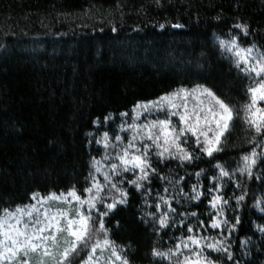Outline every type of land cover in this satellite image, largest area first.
<instances>
[{"label": "trees", "instance_id": "trees-1", "mask_svg": "<svg viewBox=\"0 0 264 264\" xmlns=\"http://www.w3.org/2000/svg\"><path fill=\"white\" fill-rule=\"evenodd\" d=\"M229 37L264 52V0H0V215L34 194L84 195L104 126L139 103L198 84L236 109L248 103L251 80L217 42ZM220 149L208 157L194 143L191 162L152 157L156 171L139 190L128 183L138 172L115 176L128 203L93 216L130 264H170L154 250L168 253L189 236L222 242L228 253L204 252L215 264H264V134L234 119ZM253 150L249 174L243 158ZM194 185L199 200L189 199Z\"/></svg>", "mask_w": 264, "mask_h": 264}, {"label": "snow or ice", "instance_id": "snow-or-ice-1", "mask_svg": "<svg viewBox=\"0 0 264 264\" xmlns=\"http://www.w3.org/2000/svg\"><path fill=\"white\" fill-rule=\"evenodd\" d=\"M237 27L243 28L247 35L246 26L237 25ZM221 47L230 52L235 49V67L252 81L246 89L249 102L236 109L231 102H226L211 88L198 84L192 89L181 88L159 97L158 100L138 104L136 109L144 111L168 109V118L164 120H154L143 126L135 124L128 126L137 135H141L142 139L146 138L152 141L155 147L162 148L163 150L158 153L159 156L164 157L167 153L168 156L189 162L198 159L181 145V137L191 133L196 138L200 151L208 157H213L215 152L221 150V138L229 130L234 119H243L257 134H264V53L253 56L251 48L240 49L235 39L222 41ZM122 115L127 116V113ZM138 115L139 113L137 117ZM173 116L178 117V123L181 125L179 128L173 125L171 119ZM122 130H125L123 126ZM104 135V147L108 148L110 146L107 142L108 134ZM137 135H133L127 146L116 154L115 159L119 163H112L110 171L103 173L105 183L102 184L95 175L89 174L91 185L83 190L87 195L78 193L73 187L66 194L51 193L47 197L34 194L35 204L17 207L14 211L5 209L4 214L0 216V264H73L74 257L83 249H88L87 256L81 258L79 264H117V262L130 264L128 257L123 254V249H118L115 241L108 238V229L105 228L103 219L94 218L93 210L97 209L98 203L102 204L106 210L101 212L100 216L104 217L115 210L117 205L128 203V192L118 186L113 180L114 176L120 175L121 172H135L138 169L140 174L128 183L139 190L144 187L142 181L149 179V170L153 173L156 171L151 168L148 159L151 145L142 144L143 150L138 148L135 143ZM115 139L121 141L122 137L116 136ZM173 148L175 151H172ZM256 156L257 153L253 150L250 156L243 158L245 165L242 171H249L250 174L251 167L256 163ZM95 163L100 165V161ZM215 167L220 169V176H229V172L222 165L217 164ZM96 171H101V168L97 167ZM200 174L196 173L197 176ZM123 182V180L119 181L120 184ZM109 186L118 193L110 197V203L106 202L102 195L104 189ZM213 187L215 188V185ZM168 190V188L164 189L165 192ZM192 191L195 195L190 196L189 199L199 200L203 193L197 191L195 185ZM180 192L184 195L182 188ZM160 200L171 208L169 202L162 196ZM239 200H243V196L239 197ZM52 201L63 202L69 207H53L50 203ZM221 201V196H214L210 203L215 208ZM149 215L155 216L154 213ZM192 215L196 214L192 213ZM236 222L239 223V218ZM159 224L161 227L168 224L167 214L161 215ZM220 224V221L214 220L211 227L218 228ZM261 230L264 231V228ZM188 231L191 232L192 228ZM188 240L196 247L191 248L190 254L185 255L182 261L177 260V264H215L204 255V246L201 245L200 239L189 236ZM176 247L179 249L180 245ZM183 247L189 249L187 243L183 244ZM207 248L228 253L222 242L208 243ZM154 255L170 258L173 253L171 250L168 253L154 250ZM228 259H232L231 254H228Z\"/></svg>", "mask_w": 264, "mask_h": 264}, {"label": "rangeland", "instance_id": "rangeland-1", "mask_svg": "<svg viewBox=\"0 0 264 264\" xmlns=\"http://www.w3.org/2000/svg\"><path fill=\"white\" fill-rule=\"evenodd\" d=\"M233 39H235V41H236V43H237V45L239 46L240 49H248V48H251L253 50V53H252L253 56L258 55L259 53H264L263 51H260V50L256 49L255 47H252V46L251 47H244V46L240 45V43L238 42V40L236 38H233V37H229V38H217V42L219 43L220 48L226 53V55L228 57H230L232 59L233 62H234V59H235V56H234L235 49L230 52L226 48L221 47V42L222 41L223 42H228V41H231ZM251 83H252V81H251ZM184 89H187V88H184ZM190 89H192V88H190ZM177 90H179V89H177ZM177 90H175V91H177ZM175 91H173V92H175ZM147 103L148 102L139 103V104H147ZM190 103H191V98H190ZM136 106L134 108H132L129 113H127V116L122 115L123 113L120 114L119 116H117V118L115 119V122L112 124V127L113 128L108 129L109 126L106 124L104 126V129L102 130L103 133H102V135L100 137L99 144L103 148V153H102V156L99 159H97V160H95L93 162V172H92V174L95 175L96 178L102 184L105 183L103 173L110 171V165L112 163H119V161L115 159L116 154L118 152H120L121 148L127 146L128 141L133 137V135H137L133 131V129L132 128H129L128 126L129 125H133V124L139 125V126H143V125L148 124L149 122L154 121V120H164V119L168 118V109L167 108H165L163 110L151 109L149 111H144L143 109H136ZM134 109H136V111H134ZM137 113H139L138 117H137ZM171 119H172L173 125H175L177 128H179L181 126L178 123V117L173 116ZM122 126H123V128L125 130H122ZM142 131H143V129L141 127V133H142ZM105 133L108 134V136H107V142L110 145L108 148H105L104 147V143H105V135L104 134ZM116 136L122 137V140L121 141H117L115 139ZM135 143H136V145H137L138 148H141V150H143L142 144L151 145V147L148 150V159H149V162H150V159L152 157H154V156L155 157H161V156L158 155V153L160 151H162L163 149L162 148L155 147L154 145H152V141H149L146 138L142 139L141 135H137V139H136ZM161 143H163L162 140H161ZM194 143H196V138L193 137L191 135V133H187L185 136H182L181 137V145H182V147L185 150H186V148L188 146L194 145ZM172 151H175V149L173 148ZM164 157H173V158H176L174 156H168L167 153L165 154ZM177 159H179V158H177ZM96 161H100V165H97L95 163ZM97 167H100L101 168V171H99V172L96 171ZM129 172H131V171H129ZM135 172H138V174H140L138 169ZM122 173L123 172H121V174L118 175V177H120L122 175ZM114 178H115V176L113 177V180L115 181ZM119 181H121V180H118V183H119ZM90 185H91V182H90ZM110 190H111L110 186L109 187H106L104 189V192L102 193V195L104 196L106 202H108V203L111 202V199H110L111 194L108 192ZM49 195H47V196H49ZM57 195H59V194H57ZM84 195H87V193H84ZM47 196H45V197H47ZM39 197H41V195H39ZM35 203H36V200H33L32 203H30V204H35ZM50 203H51V205L53 207H63V208L69 207L67 204H64L63 202L52 201ZM30 204H28V205H30ZM99 204L100 203L97 204V209L96 210H93V213H101L100 210H99V208H98V205ZM22 207H24V206H22ZM102 207L105 208L103 205H102ZM15 209L16 208H14V209H12L10 211H14ZM103 211H105V210H103ZM2 215H0V216H2ZM194 237H196L197 239H200L201 245L204 246L203 247V253L205 252V249H209V248H207V244L208 243H215L211 239H208V238H206L204 236H194ZM185 243H187L189 245V249H185L183 247V244H185ZM216 243L219 244L220 242L219 241H216ZM178 245H180V248L177 249V247H176L172 251L173 255L170 258H167V260H168V262L170 264H177V260H181L182 261L185 255H189L190 254L189 250L191 248H195L196 247V245L191 244V242L188 240V238L186 240L181 241ZM105 255H107V253H105ZM117 264H119V262H117Z\"/></svg>", "mask_w": 264, "mask_h": 264}]
</instances>
